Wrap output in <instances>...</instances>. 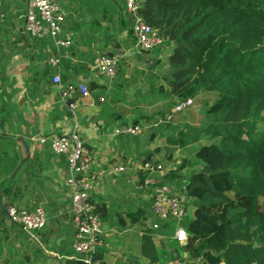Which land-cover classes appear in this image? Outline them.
I'll use <instances>...</instances> for the list:
<instances>
[{"label": "trees", "instance_id": "1", "mask_svg": "<svg viewBox=\"0 0 264 264\" xmlns=\"http://www.w3.org/2000/svg\"><path fill=\"white\" fill-rule=\"evenodd\" d=\"M137 1L139 13L163 42L152 50L136 52V60L146 63V69H138L124 79L125 90L142 78L141 91L155 95L159 105L151 108L142 102L138 109L134 107L132 112L137 117L126 123L147 128L143 135L126 136L138 145L150 144L159 136H164L173 148L197 145L162 181L181 192L184 184L187 205L192 207L178 224L186 230L187 240L184 244L175 240L172 247L188 264H264V0ZM129 34L136 43L131 27ZM169 48L167 68L160 74L157 68L162 66ZM119 49L122 46L116 42L113 51L105 54L116 55ZM117 57L115 79L122 80L126 62L121 54ZM101 93L95 94L98 103ZM8 97L5 88L0 87L2 130L10 121L4 115L9 108L4 99ZM199 98L203 113L199 126L175 123L176 115L185 109L158 123L179 102ZM144 103L147 105L142 106ZM102 107L107 109V104ZM6 147L3 152L0 148V158L11 161ZM162 150L147 149L142 152L143 160L163 161L157 157ZM176 159L172 152L165 158L168 162ZM185 168L189 169L187 174L182 173ZM14 169L15 165L8 175L4 174L9 177L8 184L4 181L0 185L5 205H15ZM151 205L149 198L142 213L129 214V222L140 223L149 242L153 234L164 239L173 237L176 220H160L153 215ZM97 208L102 217L106 204ZM154 222L159 223L157 229L153 228ZM150 255L152 262L161 258L157 250ZM67 264L82 262L78 259Z\"/></svg>", "mask_w": 264, "mask_h": 264}, {"label": "crops", "instance_id": "2", "mask_svg": "<svg viewBox=\"0 0 264 264\" xmlns=\"http://www.w3.org/2000/svg\"><path fill=\"white\" fill-rule=\"evenodd\" d=\"M58 2L66 12L63 35L72 42L68 49H61V53L69 54L63 56L59 66L62 80L66 78L63 83L85 84L90 90L89 96H78L76 118L61 100L60 88L52 80L55 73L51 69L55 66L49 59L57 53L53 39L31 37L25 32L27 0H0V87L10 95L4 99L9 103L4 115L10 121L6 129L0 128V148L3 152L7 145L13 159L0 158V185L4 181L8 184L9 177L5 175L15 165V205L27 209L41 206L48 216L45 228L34 235L25 232L9 219L5 195L0 190V264H67L79 259L72 246L75 227L65 185L69 173L67 159L31 141L34 135L67 133L76 124L96 160L93 201L97 206L106 204L107 209L101 217L106 244L99 248V264H151L150 254L157 250L160 260L164 259L163 247L172 246L175 240L153 234L149 242L141 224L129 222V214L142 210L150 196L132 182L130 170H114L143 158L142 152L152 149L151 144L138 145L126 135L111 134L114 126L137 117L133 108L138 109L151 96L141 91L142 78L133 82L129 91L125 90L124 79L128 80L138 69H146V63L135 58L138 50L129 34L132 16L124 9V0ZM116 42L124 49L116 55L125 58L126 75L107 88L106 78L94 71L93 61L98 53L113 51ZM97 93L103 98L99 103ZM103 103L107 109H103ZM21 139L27 144L29 155Z\"/></svg>", "mask_w": 264, "mask_h": 264}, {"label": "built area", "instance_id": "3", "mask_svg": "<svg viewBox=\"0 0 264 264\" xmlns=\"http://www.w3.org/2000/svg\"><path fill=\"white\" fill-rule=\"evenodd\" d=\"M124 7L133 19V34L136 38L138 52L149 51L162 44L163 40L157 36V30L145 21L139 13L140 5L137 0H124ZM66 12L58 0H27V13L25 15L24 29L31 37H50L57 48V53L49 59V63L57 67L53 75V83L60 88L61 100L68 106L70 112L76 118L78 108L77 101L70 102L75 96L87 97L90 90L85 84L63 83L60 73V64L63 56H69L66 51L71 40L63 35L62 25ZM119 58L115 55L98 53L93 61L94 71L106 78V86L110 88L117 75ZM100 99H103L100 97ZM192 104V99H187L176 104L172 113L160 119L158 123L170 120L173 115ZM147 127L140 124L121 123L111 130L113 136L141 135ZM34 144L47 146L49 150L58 156H65L69 166V173L65 178V185L69 189V212L75 227V239L73 249L79 255L82 264H99L98 252L100 246L106 244L103 240V226L97 205L93 201L96 191V174L93 170L96 162L91 150L79 133L77 124L69 132L60 135H34L31 137ZM179 158L176 161H144L143 158L133 160L129 164L114 167L117 172H132V182L147 191L152 198V213L163 221L176 220L173 239L180 244L187 240L186 230L178 225L187 215L190 208L187 205L189 197L186 195V187L183 184L181 192L169 182L162 183L165 175L170 170H176L180 165ZM9 219L19 225L25 232L32 235L36 231L45 228L48 216L41 206L34 209L8 205L6 208ZM159 227L158 222L153 223V228ZM177 254V253H176ZM168 260L154 261L151 264H188L178 255Z\"/></svg>", "mask_w": 264, "mask_h": 264}, {"label": "rangeland", "instance_id": "4", "mask_svg": "<svg viewBox=\"0 0 264 264\" xmlns=\"http://www.w3.org/2000/svg\"><path fill=\"white\" fill-rule=\"evenodd\" d=\"M171 48L165 51L164 54V60L162 63L161 67H158L157 70L160 74H163L164 71L167 68V61L165 58H167V54L170 51ZM147 103L148 106L151 108L153 107H158L159 104H157L158 99H156L155 95H151L150 97L147 96ZM201 99H192V104L189 106L187 109H185L182 113L176 115V121L175 123H188L192 126H199L202 123V118H203V113L201 111ZM147 104H143L142 106H145ZM80 133V132H79ZM142 135V134H141ZM151 144V150L155 149L156 147H162L163 150L160 154L157 155V157H161L165 160L167 158V155L172 152L174 154L175 158L181 159L182 157L190 156L194 152V148L197 147V145L191 146V147H186V148H173L168 145L166 142V138L164 136H159L156 138V140ZM145 154H143V157ZM163 160V161H164ZM188 168H185V170H182L183 174H187ZM190 210H192V207H190ZM161 239V238H160ZM164 239V238H163ZM177 253V254H176ZM163 254H164V259H170L171 257L174 256V254L178 255L180 257L179 251L175 250L174 247H163ZM194 264V263H193ZM196 264V263H195ZM198 264V263H197Z\"/></svg>", "mask_w": 264, "mask_h": 264}, {"label": "water", "instance_id": "5", "mask_svg": "<svg viewBox=\"0 0 264 264\" xmlns=\"http://www.w3.org/2000/svg\"><path fill=\"white\" fill-rule=\"evenodd\" d=\"M20 141H21V142L24 144V146L26 147V150H27L28 155H29V148H28L27 144L25 143V141H24L23 139H21ZM21 164H22V163H21ZM21 164H19V166H18L17 169H19V168L21 167ZM2 209L5 211V208H4V207H2Z\"/></svg>", "mask_w": 264, "mask_h": 264}]
</instances>
